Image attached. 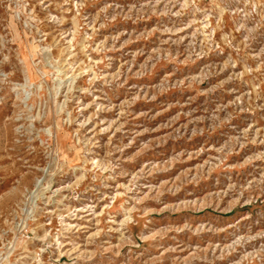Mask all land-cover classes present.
Here are the masks:
<instances>
[{
  "label": "rangeland",
  "instance_id": "374dc122",
  "mask_svg": "<svg viewBox=\"0 0 264 264\" xmlns=\"http://www.w3.org/2000/svg\"><path fill=\"white\" fill-rule=\"evenodd\" d=\"M0 264H264V0H0Z\"/></svg>",
  "mask_w": 264,
  "mask_h": 264
}]
</instances>
